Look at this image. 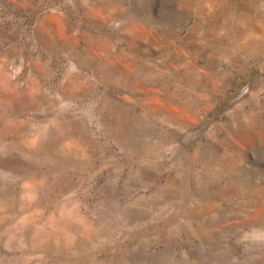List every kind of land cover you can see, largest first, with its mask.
<instances>
[{"label":"rangeland","instance_id":"374dc122","mask_svg":"<svg viewBox=\"0 0 264 264\" xmlns=\"http://www.w3.org/2000/svg\"><path fill=\"white\" fill-rule=\"evenodd\" d=\"M0 264H264V0H0Z\"/></svg>","mask_w":264,"mask_h":264}]
</instances>
